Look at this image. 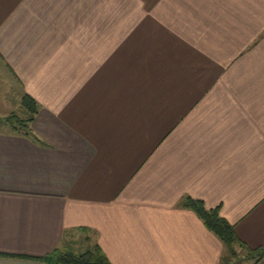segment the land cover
<instances>
[{
    "label": "crops",
    "instance_id": "crops-1",
    "mask_svg": "<svg viewBox=\"0 0 264 264\" xmlns=\"http://www.w3.org/2000/svg\"><path fill=\"white\" fill-rule=\"evenodd\" d=\"M1 83L38 139L0 129V264L79 227L111 264H219L184 196L264 264V0H0Z\"/></svg>",
    "mask_w": 264,
    "mask_h": 264
},
{
    "label": "trees",
    "instance_id": "trees-1",
    "mask_svg": "<svg viewBox=\"0 0 264 264\" xmlns=\"http://www.w3.org/2000/svg\"><path fill=\"white\" fill-rule=\"evenodd\" d=\"M22 114L11 113L1 122L9 126L15 134H23L33 139H38L31 129V122L38 110L37 102L28 94L21 96ZM178 205L193 211L203 222L206 228L212 232L223 244V252L219 264H238L243 259H248L250 264H256L262 258L263 253L248 247L236 235L233 226L224 219L218 208H208L201 199L184 196ZM80 233L81 240L77 242L67 241V232L64 234V242L54 248L45 258L49 264H111L99 244L92 240L86 227L76 229Z\"/></svg>",
    "mask_w": 264,
    "mask_h": 264
},
{
    "label": "rangeland",
    "instance_id": "rangeland-1",
    "mask_svg": "<svg viewBox=\"0 0 264 264\" xmlns=\"http://www.w3.org/2000/svg\"><path fill=\"white\" fill-rule=\"evenodd\" d=\"M2 84V83H1ZM0 84V118L2 115H9L11 113H15V114H21L23 111V107L21 106V104L19 103L18 100V96L17 93L14 92H7V100L2 99V96L6 95V90H4V86L3 84ZM8 126L4 125L3 123H0V129L6 128ZM81 240V236L80 235H74L73 239H71L70 241L72 242H77L74 243V246L78 245V242ZM251 261H249L248 259H243L241 260L238 264H250Z\"/></svg>",
    "mask_w": 264,
    "mask_h": 264
}]
</instances>
